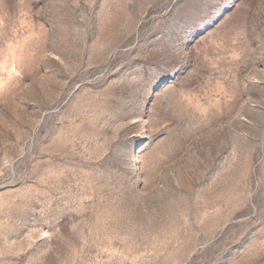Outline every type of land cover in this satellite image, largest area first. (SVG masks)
<instances>
[{"label":"rangeland","instance_id":"obj_1","mask_svg":"<svg viewBox=\"0 0 264 264\" xmlns=\"http://www.w3.org/2000/svg\"><path fill=\"white\" fill-rule=\"evenodd\" d=\"M0 264H264V0H0Z\"/></svg>","mask_w":264,"mask_h":264}]
</instances>
